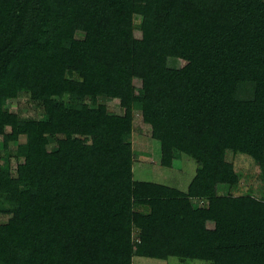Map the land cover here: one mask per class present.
<instances>
[{
  "label": "trees",
  "instance_id": "obj_1",
  "mask_svg": "<svg viewBox=\"0 0 264 264\" xmlns=\"http://www.w3.org/2000/svg\"><path fill=\"white\" fill-rule=\"evenodd\" d=\"M136 113L162 166L196 163L187 191L134 179ZM229 151L264 165V0H0V264H264Z\"/></svg>",
  "mask_w": 264,
  "mask_h": 264
},
{
  "label": "rangeland",
  "instance_id": "obj_2",
  "mask_svg": "<svg viewBox=\"0 0 264 264\" xmlns=\"http://www.w3.org/2000/svg\"><path fill=\"white\" fill-rule=\"evenodd\" d=\"M135 37L140 40L159 41L157 38L151 37L140 30L135 31ZM185 65V62L171 60L169 66L171 68L180 69ZM35 97L22 95L20 98L10 101L6 108L12 116L22 118H33L43 120L46 118V111L37 106ZM99 102L106 105L110 112L118 115H124V110L121 108L118 101H112L105 97L99 96ZM11 132L12 130L9 129ZM135 141L134 151L136 153V161L134 164V179L136 181L153 182L158 184L176 187L180 190L188 189L193 177L196 174V163L182 155L181 158L174 162L173 167H164L161 164V144L151 137V129L146 126L139 113L135 114ZM44 145L47 153L57 152L66 148V140L60 137L54 141L38 137ZM11 150H15L13 146ZM228 161L235 165L238 172L242 174V181L238 186L236 195L247 194L254 190L260 192L264 189V165H259L252 158L246 155H234L231 151L227 153ZM15 165V163H14ZM195 207L203 210V205L194 204ZM209 228H213L214 224L209 223ZM134 264H210L205 261L187 260L186 262L178 258H170L167 261L135 258Z\"/></svg>",
  "mask_w": 264,
  "mask_h": 264
},
{
  "label": "crops",
  "instance_id": "obj_3",
  "mask_svg": "<svg viewBox=\"0 0 264 264\" xmlns=\"http://www.w3.org/2000/svg\"><path fill=\"white\" fill-rule=\"evenodd\" d=\"M181 191H186V190H181Z\"/></svg>",
  "mask_w": 264,
  "mask_h": 264
}]
</instances>
